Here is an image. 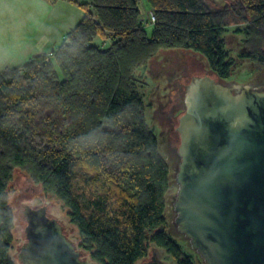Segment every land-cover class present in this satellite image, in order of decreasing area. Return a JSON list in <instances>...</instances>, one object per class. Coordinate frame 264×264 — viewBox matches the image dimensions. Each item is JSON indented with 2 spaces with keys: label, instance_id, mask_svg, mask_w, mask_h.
<instances>
[{
  "label": "trees",
  "instance_id": "1",
  "mask_svg": "<svg viewBox=\"0 0 264 264\" xmlns=\"http://www.w3.org/2000/svg\"><path fill=\"white\" fill-rule=\"evenodd\" d=\"M137 1L85 0L84 15L56 49L0 72V264H14L8 185L15 169L61 202L79 247L97 264H136L151 244L175 264H194L166 229L169 165L135 72L159 52L189 50L227 80L230 24H242V56L264 67V0L220 8L209 0H146L154 22L141 18Z\"/></svg>",
  "mask_w": 264,
  "mask_h": 264
},
{
  "label": "water",
  "instance_id": "2",
  "mask_svg": "<svg viewBox=\"0 0 264 264\" xmlns=\"http://www.w3.org/2000/svg\"><path fill=\"white\" fill-rule=\"evenodd\" d=\"M202 67L177 78L182 90H174L183 111L175 126L171 225L204 264H264V85L218 79ZM19 211L22 264H97L47 204ZM143 264L167 263L153 251Z\"/></svg>",
  "mask_w": 264,
  "mask_h": 264
},
{
  "label": "rangeland",
  "instance_id": "3",
  "mask_svg": "<svg viewBox=\"0 0 264 264\" xmlns=\"http://www.w3.org/2000/svg\"><path fill=\"white\" fill-rule=\"evenodd\" d=\"M137 2L141 11V18L147 19L150 11L147 1L138 0ZM79 4L73 2L76 13L69 9H63L62 13L65 16L61 14V18L65 21H72L71 18L74 14V16L77 17L74 23L76 25L80 18H82L81 16L84 15V9ZM209 4L213 8H218L211 2H209ZM80 13L82 15H79ZM238 26L240 27L242 24H230L223 34L226 40L225 49L233 62L231 74L227 81L238 84L252 83L261 85L264 83V67L257 68L249 58L242 56V53L245 52V48L242 44L243 35L236 31V27ZM60 28L65 29V24H60ZM151 28L152 25L148 22L146 24L148 34H150ZM95 43H100V39L96 40ZM204 63V60L201 59L199 55L189 50L163 51L159 52L152 61L140 67L135 72V77L139 80L138 90L142 94L146 105L147 123L154 131L158 140L159 151L169 165V188L166 194L165 206L166 229L171 237L182 246L183 251L191 255L194 264L204 263L198 254L189 247L187 242L181 236L177 235L171 225V212L168 200L176 191V185L172 178L174 154L168 149V131L170 130V126L166 124V118L170 116L171 113H169L168 109H172L173 104H176L173 114L177 115L183 111L182 99H180V96L174 91L175 89L177 91L182 90V86L179 85L177 78L182 76L184 80H187L186 75H188L189 72L200 71L198 68L199 65H202V69L208 72ZM13 66L18 65H12L11 67ZM55 67L60 76L61 74L58 66L55 65ZM8 200L9 206L13 211V228L11 230L12 241L9 254L14 264H22L18 260L17 252L21 244L25 241V220L20 214L19 209H22L25 204L30 206L47 204L48 214L57 218L63 224L66 235L74 241L81 250L82 255L89 258L86 252L79 247V233L77 228L70 223L67 216V209L61 205L59 200L43 192L40 185H35L25 171L20 169L14 170L12 179L8 185ZM153 251L156 252L165 263L175 264V260L168 255L163 248L157 247L155 244L150 245L148 257L137 261L136 264H143V261L150 258Z\"/></svg>",
  "mask_w": 264,
  "mask_h": 264
},
{
  "label": "crops",
  "instance_id": "4",
  "mask_svg": "<svg viewBox=\"0 0 264 264\" xmlns=\"http://www.w3.org/2000/svg\"><path fill=\"white\" fill-rule=\"evenodd\" d=\"M84 1L76 0L78 4ZM63 9L76 13L70 0H0V72L56 49L77 19L74 14L72 21L62 19Z\"/></svg>",
  "mask_w": 264,
  "mask_h": 264
},
{
  "label": "flooded vegetation",
  "instance_id": "5",
  "mask_svg": "<svg viewBox=\"0 0 264 264\" xmlns=\"http://www.w3.org/2000/svg\"><path fill=\"white\" fill-rule=\"evenodd\" d=\"M212 4H214L215 6L219 7V4H220V1L219 0H209ZM237 1L239 0H226V5L225 6H232V5H235L237 3ZM221 7V6H220ZM173 51V50H172ZM205 65V64H204ZM263 84L261 85H257V86H263ZM179 96L181 97V93L179 94ZM183 103V101H182ZM176 108V104H173V108L172 109H168L170 116H168L166 118L167 122L166 124H169L170 126V130L168 131L169 132V135H168V149H170V152L174 154V151H175V147L178 143V140H179V137H178V133L176 132L175 130V126L177 124V117L179 114L175 115L173 114L174 110Z\"/></svg>",
  "mask_w": 264,
  "mask_h": 264
},
{
  "label": "built area",
  "instance_id": "6",
  "mask_svg": "<svg viewBox=\"0 0 264 264\" xmlns=\"http://www.w3.org/2000/svg\"><path fill=\"white\" fill-rule=\"evenodd\" d=\"M150 21V22H154L155 21V17H154V15H153V13L152 12H149V14H148V18H147V21Z\"/></svg>",
  "mask_w": 264,
  "mask_h": 264
}]
</instances>
